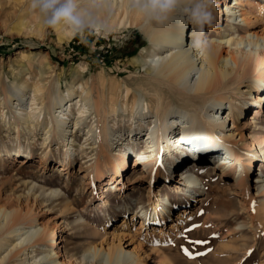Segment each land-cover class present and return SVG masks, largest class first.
Wrapping results in <instances>:
<instances>
[{
  "label": "rangeland",
  "instance_id": "rangeland-1",
  "mask_svg": "<svg viewBox=\"0 0 264 264\" xmlns=\"http://www.w3.org/2000/svg\"><path fill=\"white\" fill-rule=\"evenodd\" d=\"M232 3L233 0H216L213 14L220 10L219 15H213L212 23L206 24L202 31L198 30L204 44L231 31L222 12L225 4ZM243 8L245 22L236 27L238 31L234 35L264 33V0H249ZM191 27L188 25L183 37L185 33L189 34ZM59 33L42 25L39 16L30 11L29 1L0 0V206H16L21 213L27 214V218L54 226L61 246L60 254L64 246L69 250L77 249L79 258H82L88 254L86 250L91 245L102 249L119 245L123 250H134L139 258L138 264H160L162 259H167V264H264V196H258L259 191L251 183L256 167H264L263 99L260 106L241 108L238 112L233 110V120H229L227 127L232 134L230 140L237 142L232 148L240 155L239 164L234 166L250 169L247 194L234 185V176L229 170L222 173L217 168L223 162L220 157L226 152L221 143L228 146L221 135L228 129L213 132L211 140L215 141L216 153L196 152L197 155L190 160L193 167L201 164L207 156L215 155L208 173L201 168L196 170L205 192L198 196V200L185 197L188 200L185 211L175 205L172 219L155 226V230L147 226L140 211L132 215L133 210L128 209L123 214L121 207L127 205V208L134 209L137 198H141L142 203L136 208L139 210L144 206L151 215L153 210L159 212L162 209L166 195L175 204L182 197L177 192L178 177L172 176L170 183H163L161 179L163 165L169 161L161 131L159 149L145 152L151 154L148 158L152 159L148 171L142 164L133 167L135 152L146 151L142 142L144 132L137 144L127 141V146L111 145L109 137L99 141L96 135V129L107 124L113 131L127 135L131 119L143 116L151 121V127L155 125L157 128L159 125L153 122L156 107L160 118L168 113L185 111H196L202 118L208 117L213 113L208 104L218 94H231L232 105L243 107L244 100L250 98L247 91L251 76L264 71V46L256 49L262 65L240 70L244 75L242 79L232 80L216 93L186 96L179 86L168 83L162 76L147 75L142 67L132 63L140 54L151 56V45L142 26L125 25L109 34L93 32L62 42L57 39ZM248 49L249 46H244L243 51ZM232 52L223 47L222 55ZM21 85L24 86L22 96L13 92ZM34 88L37 104L31 105ZM68 91H73L69 96L70 103L79 99L98 102L100 113L89 107L86 118L75 128L78 106H73L62 135L57 129L48 131L49 123L54 124L56 115L51 113L48 93L63 96ZM251 93L253 96L256 92ZM139 101L143 106L137 113L135 103ZM227 101L224 102V116L230 110ZM38 107L40 109H36ZM18 109L23 113L34 111L33 126L24 127L23 123L16 122ZM254 109L258 111L255 123L249 124ZM102 113L110 116L104 118ZM113 113L117 114L118 120L111 121ZM16 124L19 133L14 128ZM92 127V132L88 133ZM48 134L50 137L45 139ZM252 134L260 145L252 141ZM194 138L202 139L196 135ZM101 142L111 161H120L124 154L125 165L119 173L114 170L104 172L100 165L97 166L98 158L100 161L105 159L98 151ZM18 146L28 151L31 157L16 158L12 149ZM221 149L224 151L220 152ZM110 167L111 164L107 169ZM180 167L176 164L174 172L177 173ZM149 174L153 177L149 178ZM164 184L170 186L168 192L163 190ZM40 227L37 225L34 231L40 232ZM31 243L30 238L23 242L26 246ZM19 247L12 248L8 255ZM44 248L42 246L38 251ZM182 248L190 255H185ZM24 257L21 264L28 260L27 254L20 256L21 259ZM20 258L14 259L13 264ZM63 260L62 256L58 258L59 262ZM72 262L79 264L78 261Z\"/></svg>",
  "mask_w": 264,
  "mask_h": 264
},
{
  "label": "bare ground",
  "instance_id": "bare-ground-1",
  "mask_svg": "<svg viewBox=\"0 0 264 264\" xmlns=\"http://www.w3.org/2000/svg\"><path fill=\"white\" fill-rule=\"evenodd\" d=\"M248 1L249 0H233L231 5L228 6L225 4L222 14L225 15V21L227 23L226 25L231 31L223 37H214L215 40L203 44L202 47L192 46V41L200 40L198 30H196L194 26L191 27L189 34L187 35L185 33L183 37L182 35L188 26L184 27L181 24L174 22L148 25L143 22L142 17L139 14L130 13L128 11L125 0H111L112 9L111 16L108 20V30H96L95 33L100 34L103 32L105 34H109L114 29L125 25L142 26L143 31L148 37L151 45V49L149 50V54H151V56L147 54L148 56L146 57V54H140L137 58L133 59L132 63L134 65L142 67L144 73L147 75L164 77V80H166L168 83L179 86L182 91H185L186 96H189L190 94L203 95L209 92L216 93L221 87L229 84L232 80L235 79L238 81L242 79L244 75L240 73V70H243L245 67L249 66L259 67L262 65V61L258 58V54H256V49L264 46V33L258 34L254 32H248L246 35H240L239 33L234 35L238 31L236 27H238L242 22L243 24L245 22L246 12L244 11L243 7L248 3ZM219 13L220 10L216 11L213 15L216 16L219 15ZM54 29L60 32L57 38L59 42H62V40L72 39L74 37V35H72L70 31L65 29L62 25H58ZM244 46H249L248 51H243ZM223 47L233 50V52L229 53L228 55H222ZM252 47H254L253 51ZM253 54H256V56H253ZM234 74H236L235 77L233 76ZM23 87L24 86L21 85L20 87L15 88L13 92H15L17 95L21 94L22 96ZM35 91L36 89L34 88L33 95L30 100L31 105L37 104L35 103V96L37 94H34ZM72 92L73 91H68L63 96L59 95L58 93L54 95L48 93V100L50 99L49 104L50 108L52 109L51 113H56L55 116L53 115L55 122L54 124H51L52 122L49 123L51 126L49 127L48 131L57 129L62 135L64 132V127H67L66 124H68V113H71L73 106H78L76 111L77 116L74 120L75 128L81 123L82 120L86 118L87 114L89 113V107H93L96 110V113H100V105H98V102L94 103L87 99L82 102V99H79L75 101L74 104L70 103L69 96L72 95ZM251 92L256 93L252 96ZM263 92L264 71L258 73L257 75L251 76L249 89L247 91V93L250 95V98L248 100H244L243 107L237 108L235 105H232L234 100L231 98V94L228 96L218 94L216 97L212 98V101L208 104L210 110L213 111V113L208 115V117L206 116L205 118H202L196 111H185L179 112L177 114L168 113L165 114L163 118H160L158 116L159 108L156 107L154 116L155 120L153 122H157L159 125L157 128H155V125L151 127V121L148 120V117L143 116L141 118L135 117L131 119V124L129 126L130 129L127 131V135L120 131H113L108 124L104 125L102 129H96V135L99 141H104L109 137L110 144L113 145V143H115L116 146H127L128 143H131L132 145L137 144L142 137V133L144 132L143 136L145 135V138L142 140V142L146 151L135 152L136 158L133 160V167H138L140 164H142L146 171H148L152 159L150 160V158H148V156L151 154L147 155L145 152L151 153L156 150L158 146H160L158 143V135L161 131V136L166 141V159L169 160L163 165L161 179L163 180V183H170L172 176L179 178L177 192L182 197H179L178 204L171 202L169 196L166 195L164 200L165 203L162 209L159 212L153 210V213L148 215L144 206H140L139 210L136 208L142 203V199L137 198L138 203L134 209L127 208V205H123V207H121L123 209V214L128 209L133 210L132 215L134 212L138 213L140 211V216L142 219L146 220L147 226H151V229L155 230V226L164 224L167 220L172 219V210L176 209V207H180L179 210L184 212V207L188 205V200H190V198L191 200H198V196L205 192V187L201 178L196 174V170L201 168L202 171L208 173L211 170L209 166L212 165L215 155L207 156L203 159L201 164H197L193 167H191L193 164L190 162V160L193 159L200 151L215 152L216 144L215 141L211 140L212 136H214L213 132H219L222 129L228 127L229 120H233V110L238 112L241 110V108L246 110L250 107L260 106V101L262 99L264 101V94H262ZM8 97V99H10L11 96L9 95ZM225 100H228L227 102L230 106V110L224 116L223 113L225 110ZM135 104V108L138 113L142 109L143 104L140 101ZM21 109H18L19 112L16 113V122L23 123L24 127H28L30 124L33 126L32 121H34V118H36L35 113H33L34 111L23 113ZM36 109H40V107ZM257 112L258 111L254 109V115H250L249 124L255 123V113ZM103 116L104 118H108L110 115H108V113H104ZM111 116H113L111 121L118 120L116 113H113ZM186 120H188V123H186ZM178 124L181 127H179ZM14 128L16 129V132L19 133L20 129L17 124L14 125ZM92 130L93 127L87 132H92ZM48 131L45 134H47ZM195 135L201 137L202 139L200 141L196 140L194 138ZM221 136L222 140L228 142L229 148L228 152L223 153L220 157L223 162L219 163L217 168H219L222 173L225 170H229L234 176V185L247 194L248 188L246 183L250 169H246L244 167H239L240 169H237V167L234 166L239 164L240 155L235 153L234 149L232 148V145L236 144L237 142H232L230 140L232 137V134H230V129L225 131V133H223ZM49 137L50 134H48L45 139H48ZM250 137L252 141H256L258 145L261 144V142L256 139L254 134L250 135ZM104 147V144L101 142L98 151L99 155L105 159L100 161L98 158L97 166L100 165L104 172H110L114 170L115 172L119 173L120 169L125 165L124 154L122 155V159L120 161H111L108 154H105ZM12 150L13 155L16 158L29 159L31 157V154L28 151L21 150V146H18ZM187 161L190 163L188 162L184 164ZM226 161H229L230 166H226ZM262 162H264V154L262 155ZM110 164V169H107L109 168ZM176 164L177 166H181L179 169H177V173L174 172V167ZM260 166L261 167L256 169V171L259 170V175L261 177L256 175L257 179L251 181V183H255L254 188L260 193L258 196H264V167L263 165ZM100 172L102 173V171ZM173 172L174 175H172ZM149 173L151 174L152 172L149 170ZM150 174L149 178H152L153 176H150ZM153 175L156 177V174ZM170 189L171 188L168 184L163 185L164 191L168 192ZM159 190H162V188ZM51 193L56 194V192ZM185 197L188 198V200ZM262 204L264 205V200ZM36 223V218H27V214L21 213V210L17 209L16 206H0L1 264H13L14 259L20 258L21 255L26 254L28 260L25 262V264H73L72 261H78L79 264H138L139 258L136 256L135 251L123 250V248L119 245H111L108 246L107 249H102L101 247L97 248L95 245H91L86 250L88 254L82 256V258H79L77 249L74 248L73 250H69L64 246L63 250L61 248L60 254L59 248L61 246L59 247L60 242L58 241L59 237L57 236L55 227H51L46 223ZM37 225L41 226V231L36 233L34 230L37 229L35 228ZM144 228H146V225ZM14 237L15 239H13ZM26 238H30V240H32V243L29 246L23 244ZM14 240H18V242L15 243ZM17 246L20 247L8 255V251L10 252L12 248H16ZM42 246H45V248L41 251H38V249ZM54 246L57 247L56 251L54 250ZM26 251L28 252L26 253ZM60 256L64 258L63 262L58 261ZM37 257L39 259H37ZM25 258L26 257L22 259L20 258V261L15 264H21ZM167 263V259H162L160 262V264Z\"/></svg>",
  "mask_w": 264,
  "mask_h": 264
},
{
  "label": "clouds",
  "instance_id": "clouds-1",
  "mask_svg": "<svg viewBox=\"0 0 264 264\" xmlns=\"http://www.w3.org/2000/svg\"><path fill=\"white\" fill-rule=\"evenodd\" d=\"M130 13L139 14L148 25L179 23L202 31L211 24L216 0H125ZM29 9L37 14L45 28L62 25L74 36L85 37L96 30L107 31L111 0H29ZM194 40L192 46L202 47Z\"/></svg>",
  "mask_w": 264,
  "mask_h": 264
},
{
  "label": "snow or ice",
  "instance_id": "snow-or-ice-1",
  "mask_svg": "<svg viewBox=\"0 0 264 264\" xmlns=\"http://www.w3.org/2000/svg\"><path fill=\"white\" fill-rule=\"evenodd\" d=\"M182 251L185 253V255H190L187 249L182 248Z\"/></svg>",
  "mask_w": 264,
  "mask_h": 264
}]
</instances>
